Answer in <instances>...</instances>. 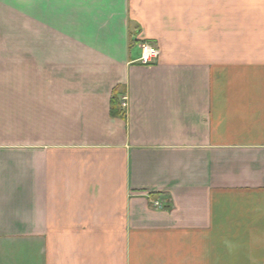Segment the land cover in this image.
<instances>
[{
  "label": "crops",
  "instance_id": "0c3cea01",
  "mask_svg": "<svg viewBox=\"0 0 264 264\" xmlns=\"http://www.w3.org/2000/svg\"><path fill=\"white\" fill-rule=\"evenodd\" d=\"M0 264H264V0H0Z\"/></svg>",
  "mask_w": 264,
  "mask_h": 264
},
{
  "label": "built area",
  "instance_id": "2783aa9c",
  "mask_svg": "<svg viewBox=\"0 0 264 264\" xmlns=\"http://www.w3.org/2000/svg\"><path fill=\"white\" fill-rule=\"evenodd\" d=\"M139 51H140V55H139V58L137 59V62L141 65L153 64L159 55V51L145 41L139 42ZM120 106L123 111L126 109L127 107L126 97L121 98ZM153 205L155 207L161 206V204L157 201L153 202Z\"/></svg>",
  "mask_w": 264,
  "mask_h": 264
},
{
  "label": "trees",
  "instance_id": "16d2710c",
  "mask_svg": "<svg viewBox=\"0 0 264 264\" xmlns=\"http://www.w3.org/2000/svg\"><path fill=\"white\" fill-rule=\"evenodd\" d=\"M110 114L113 117H120L123 115V110L120 106V102L116 98V94H114L110 101Z\"/></svg>",
  "mask_w": 264,
  "mask_h": 264
}]
</instances>
